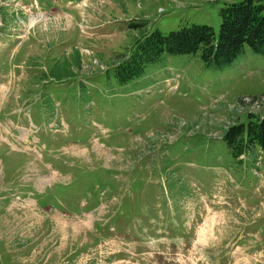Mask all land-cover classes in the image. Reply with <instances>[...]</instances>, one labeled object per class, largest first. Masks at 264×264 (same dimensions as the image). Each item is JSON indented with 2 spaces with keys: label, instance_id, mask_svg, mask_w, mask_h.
<instances>
[{
  "label": "rangeland",
  "instance_id": "obj_1",
  "mask_svg": "<svg viewBox=\"0 0 264 264\" xmlns=\"http://www.w3.org/2000/svg\"><path fill=\"white\" fill-rule=\"evenodd\" d=\"M21 1L0 0V264H264V153L223 139L264 114V56L114 74L143 33L217 35L240 0Z\"/></svg>",
  "mask_w": 264,
  "mask_h": 264
},
{
  "label": "trees",
  "instance_id": "obj_2",
  "mask_svg": "<svg viewBox=\"0 0 264 264\" xmlns=\"http://www.w3.org/2000/svg\"><path fill=\"white\" fill-rule=\"evenodd\" d=\"M217 35L205 24L182 25L164 34L159 30L143 33L135 40L129 53L121 56L114 67L115 77L126 83L139 76L147 65L164 54L178 55L199 52L208 67L222 69L230 64L248 45L264 56V5L258 0L225 3L220 11ZM123 56V57H122ZM234 158L258 146L264 152V114L251 116L246 123L229 126L223 135Z\"/></svg>",
  "mask_w": 264,
  "mask_h": 264
},
{
  "label": "flooded vegetation",
  "instance_id": "obj_3",
  "mask_svg": "<svg viewBox=\"0 0 264 264\" xmlns=\"http://www.w3.org/2000/svg\"><path fill=\"white\" fill-rule=\"evenodd\" d=\"M74 260H75V258H71V259L68 258L67 262H68L69 264H71V262L74 261Z\"/></svg>",
  "mask_w": 264,
  "mask_h": 264
},
{
  "label": "crops",
  "instance_id": "obj_4",
  "mask_svg": "<svg viewBox=\"0 0 264 264\" xmlns=\"http://www.w3.org/2000/svg\"><path fill=\"white\" fill-rule=\"evenodd\" d=\"M20 2H21V4H23V2L20 0ZM7 7V6H6ZM8 8H12L11 6L10 7H8ZM21 11H22V9H21ZM16 29H20V27H18V28H16Z\"/></svg>",
  "mask_w": 264,
  "mask_h": 264
}]
</instances>
